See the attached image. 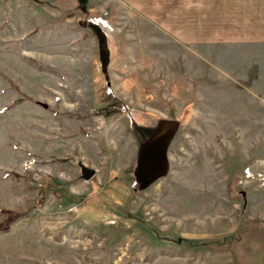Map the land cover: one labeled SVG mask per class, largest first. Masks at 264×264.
<instances>
[{
  "label": "rangeland",
  "instance_id": "rangeland-1",
  "mask_svg": "<svg viewBox=\"0 0 264 264\" xmlns=\"http://www.w3.org/2000/svg\"><path fill=\"white\" fill-rule=\"evenodd\" d=\"M199 14L0 0V264H264V43Z\"/></svg>",
  "mask_w": 264,
  "mask_h": 264
},
{
  "label": "crops",
  "instance_id": "crops-1",
  "mask_svg": "<svg viewBox=\"0 0 264 264\" xmlns=\"http://www.w3.org/2000/svg\"><path fill=\"white\" fill-rule=\"evenodd\" d=\"M169 2L170 11L177 13L175 17L171 18L172 25L178 29L192 26L194 12H200L196 19L213 16L223 25L227 20L232 19L235 45H247L253 42L264 43V0H231L228 3V10H225V0H169ZM209 29L207 30L208 34H225L224 28ZM172 32L178 33L177 30Z\"/></svg>",
  "mask_w": 264,
  "mask_h": 264
},
{
  "label": "water",
  "instance_id": "water-1",
  "mask_svg": "<svg viewBox=\"0 0 264 264\" xmlns=\"http://www.w3.org/2000/svg\"><path fill=\"white\" fill-rule=\"evenodd\" d=\"M171 135V130H167L156 136L144 149L139 163V179L143 185L164 177L167 170L166 149ZM93 176V172L82 169V178L87 181Z\"/></svg>",
  "mask_w": 264,
  "mask_h": 264
},
{
  "label": "trees",
  "instance_id": "trees-1",
  "mask_svg": "<svg viewBox=\"0 0 264 264\" xmlns=\"http://www.w3.org/2000/svg\"><path fill=\"white\" fill-rule=\"evenodd\" d=\"M4 213H5L6 217H7L6 221H4L5 224H7V223L13 221V220L16 219V218L18 217V215H19V214H17V213H13V212H11V211H4ZM2 229H4V228H2V224H0V230H2Z\"/></svg>",
  "mask_w": 264,
  "mask_h": 264
}]
</instances>
